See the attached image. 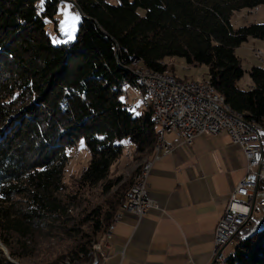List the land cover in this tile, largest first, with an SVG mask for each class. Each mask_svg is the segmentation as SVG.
Returning a JSON list of instances; mask_svg holds the SVG:
<instances>
[{
	"label": "trees",
	"instance_id": "obj_1",
	"mask_svg": "<svg viewBox=\"0 0 264 264\" xmlns=\"http://www.w3.org/2000/svg\"><path fill=\"white\" fill-rule=\"evenodd\" d=\"M57 3L0 0V242L8 251L0 248V264H23L37 235L66 215L68 151L82 138L91 153L83 186L108 182L124 141L135 159L156 149L152 107L135 114L123 96L135 88L134 62L169 75L168 58L206 66L223 101L264 129V66L249 70L252 85L242 89L247 71L236 53L249 38L264 39V23H233L236 12L264 0H77L83 19L75 39L54 45ZM141 170L104 210L93 209L92 235L55 264L93 263ZM226 264H264V229L238 239Z\"/></svg>",
	"mask_w": 264,
	"mask_h": 264
},
{
	"label": "crops",
	"instance_id": "obj_2",
	"mask_svg": "<svg viewBox=\"0 0 264 264\" xmlns=\"http://www.w3.org/2000/svg\"><path fill=\"white\" fill-rule=\"evenodd\" d=\"M164 143L170 151L163 147L156 151L146 186L147 197L159 208L141 217L125 209L120 212L103 248L105 264L211 262L216 226L247 173L246 154L227 131L197 136L191 144L166 132ZM256 199V225L244 226L233 240L264 229V183Z\"/></svg>",
	"mask_w": 264,
	"mask_h": 264
},
{
	"label": "rangeland",
	"instance_id": "obj_3",
	"mask_svg": "<svg viewBox=\"0 0 264 264\" xmlns=\"http://www.w3.org/2000/svg\"><path fill=\"white\" fill-rule=\"evenodd\" d=\"M106 1L110 4L120 3V0ZM57 5L58 10L55 17L58 21V25L55 26L52 24L49 33L54 45L67 44L75 39L83 15L78 8L77 0H58ZM65 8L69 13L79 14L81 17L76 24L75 31H72L68 25L62 24L66 19L64 11H62ZM256 8L257 9L252 11L241 10L236 12L233 17V23L236 26L244 25L248 22L263 24L264 4ZM250 11L252 13H250ZM255 51H260L264 55V39L251 37L247 42L236 49V53L242 59V65L247 71L239 82V86L242 89H248L252 82L249 70L255 65L264 66V57L262 55L259 56L260 58L257 57ZM165 62L168 64V71L174 72V76L179 79L192 81L205 79V77H207V67L204 65L188 64L183 58L179 57L168 58ZM134 65V70H137L139 68L138 61L134 62ZM128 92L130 93V99L127 102L128 106L132 112L139 114L144 109V106L140 100L138 90L133 86H129ZM124 143L125 148L123 154L114 162L107 180L108 182L104 181L95 186H83L79 181L81 172L91 160V153L86 147L85 139L82 138L77 146L69 149V161L64 175L65 188L61 191V198L67 206L66 215L61 216L56 222L53 220V223L48 225L43 230L42 234L37 235L36 251L33 256L24 259L23 264H55V262L61 258L67 256L71 257L72 252L78 244L84 242L83 239H81L82 236L92 235L91 225L87 223L86 220L90 217V213L93 209L102 208L104 210L108 203L116 200V196L127 187V183L134 180L139 167L142 166L143 170V165L147 162L150 163V161L156 157L155 154L158 149L159 140L157 137L155 144L156 149L149 154H144L141 159H135L136 155L134 149L130 148L132 144L127 141H124ZM140 173L137 175V181ZM122 185L123 187H121ZM238 199L240 200V198ZM255 231L258 230H252V232L250 231L246 236H250ZM103 233H101L100 236L98 235L99 238L103 236ZM96 240L97 238L94 241L92 240L93 243H95ZM236 245L237 240H233L231 244L224 249V254L228 256ZM0 248L8 254L7 248L1 242ZM63 264H65V262H63Z\"/></svg>",
	"mask_w": 264,
	"mask_h": 264
},
{
	"label": "built area",
	"instance_id": "obj_4",
	"mask_svg": "<svg viewBox=\"0 0 264 264\" xmlns=\"http://www.w3.org/2000/svg\"><path fill=\"white\" fill-rule=\"evenodd\" d=\"M146 80L151 82L160 98L159 117L164 133L175 132L181 136L182 143L191 144L197 136H213L227 131L233 142L246 154L247 173L231 193L214 234L210 264H225V247L244 226L253 228L256 225V196L260 185L264 183V130L259 126L244 127L237 120L225 116L220 104L213 99L210 89L206 86L184 89L171 81ZM163 150L169 152L170 147L164 143ZM151 168L152 161L149 164V173ZM238 196H243L246 200H239ZM129 208H138L137 216L141 217L150 209L159 206L147 197L146 187L140 186L139 190L131 195L125 210L129 211ZM92 264L99 263L93 260Z\"/></svg>",
	"mask_w": 264,
	"mask_h": 264
},
{
	"label": "bare ground",
	"instance_id": "obj_5",
	"mask_svg": "<svg viewBox=\"0 0 264 264\" xmlns=\"http://www.w3.org/2000/svg\"><path fill=\"white\" fill-rule=\"evenodd\" d=\"M255 54L257 57H259L260 55L264 57V55L260 51H255ZM133 73L136 75L135 89L138 90L139 97L143 103L144 108L146 109V108L152 107V119L158 130V140H159L158 149L160 147H163L164 145L163 142H164V134H165L164 128L161 125V121L159 117L160 98L155 93L151 82H148L146 79H154L155 81H171L174 84H176L177 87L184 88V89H195V86H206L210 89V94H212L213 99L216 100L217 103L220 104V109L225 114V116H228L230 118L237 120L238 122L242 123L244 127L258 126L255 122L246 121L244 117H242L241 114L234 111L230 105L225 103L223 99L220 97V95L218 94L214 85L208 79L186 81V80L179 79L174 75L161 74V73L154 72L151 70H140L139 68L137 70H134ZM123 96L125 100L130 99V93L128 92V88L124 90ZM149 164L150 163L147 162L145 165H143L144 167H143V170L141 171L138 181L134 184V186L132 187V189L129 191L127 195L126 205L128 201L130 200L131 195L135 191H138L140 186L142 187L147 186V179L149 176L148 175ZM125 209H126V206H125ZM129 212H132L138 215V208H129ZM119 216H120V213L116 214L113 224L115 223V221L118 219ZM104 246L105 245H98V244L94 246V249H95L94 260H96V262H98L99 264H105L104 261L106 260V257L104 254H100V253H103ZM65 263L68 264L69 261H66Z\"/></svg>",
	"mask_w": 264,
	"mask_h": 264
},
{
	"label": "snow or ice",
	"instance_id": "obj_6",
	"mask_svg": "<svg viewBox=\"0 0 264 264\" xmlns=\"http://www.w3.org/2000/svg\"><path fill=\"white\" fill-rule=\"evenodd\" d=\"M41 3H43V0H41ZM66 19L62 22L64 25H68V27L75 31V27L77 22L81 19L79 14H71L67 11V9H63Z\"/></svg>",
	"mask_w": 264,
	"mask_h": 264
}]
</instances>
